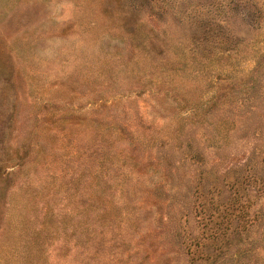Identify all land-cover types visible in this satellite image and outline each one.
I'll return each mask as SVG.
<instances>
[{"label": "rangeland", "instance_id": "obj_1", "mask_svg": "<svg viewBox=\"0 0 264 264\" xmlns=\"http://www.w3.org/2000/svg\"><path fill=\"white\" fill-rule=\"evenodd\" d=\"M225 1L0 0V264H264V0Z\"/></svg>", "mask_w": 264, "mask_h": 264}, {"label": "trees", "instance_id": "obj_2", "mask_svg": "<svg viewBox=\"0 0 264 264\" xmlns=\"http://www.w3.org/2000/svg\"><path fill=\"white\" fill-rule=\"evenodd\" d=\"M239 3L248 7L254 15L260 16L261 9L257 7L258 2L252 0H226L224 3V8L227 7L226 11L232 12L233 7L240 6ZM219 8L220 7H218L217 9ZM217 17L218 16H214L213 18L209 16L206 17L207 27L203 30L204 40L211 41L218 45H225L226 49H229V45L232 43L231 37L228 33L225 32V22Z\"/></svg>", "mask_w": 264, "mask_h": 264}]
</instances>
